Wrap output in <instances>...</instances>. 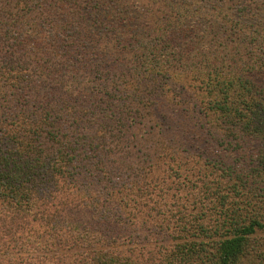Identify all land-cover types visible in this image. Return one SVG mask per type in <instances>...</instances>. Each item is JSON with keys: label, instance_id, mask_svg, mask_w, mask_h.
<instances>
[{"label": "trees", "instance_id": "1", "mask_svg": "<svg viewBox=\"0 0 264 264\" xmlns=\"http://www.w3.org/2000/svg\"><path fill=\"white\" fill-rule=\"evenodd\" d=\"M0 264H264V0H0Z\"/></svg>", "mask_w": 264, "mask_h": 264}]
</instances>
